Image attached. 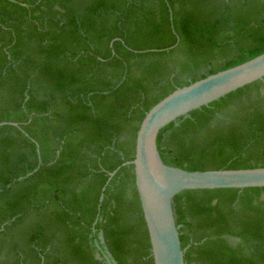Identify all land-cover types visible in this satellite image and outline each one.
Listing matches in <instances>:
<instances>
[{
    "label": "trees",
    "instance_id": "trees-1",
    "mask_svg": "<svg viewBox=\"0 0 264 264\" xmlns=\"http://www.w3.org/2000/svg\"><path fill=\"white\" fill-rule=\"evenodd\" d=\"M262 52L264 0H0V122L19 123L0 126V264H154L124 164L146 112ZM158 145L189 170L264 166V81ZM174 209L186 264H264V187L188 189Z\"/></svg>",
    "mask_w": 264,
    "mask_h": 264
},
{
    "label": "water",
    "instance_id": "water-1",
    "mask_svg": "<svg viewBox=\"0 0 264 264\" xmlns=\"http://www.w3.org/2000/svg\"><path fill=\"white\" fill-rule=\"evenodd\" d=\"M170 14L172 18L171 8ZM258 80L264 81V52L177 87L146 112L137 131L135 157L124 164H134L135 183L154 264H186L181 225L177 223L174 209V198L178 193L188 189L264 187V166L189 170L167 164L158 145L160 131L182 116L190 115L193 110ZM5 124L19 126L15 121L0 122V126ZM105 258L107 262L112 260L118 264L109 252L105 253Z\"/></svg>",
    "mask_w": 264,
    "mask_h": 264
},
{
    "label": "rangeland",
    "instance_id": "rangeland-1",
    "mask_svg": "<svg viewBox=\"0 0 264 264\" xmlns=\"http://www.w3.org/2000/svg\"><path fill=\"white\" fill-rule=\"evenodd\" d=\"M107 264H115L112 260L110 262H107Z\"/></svg>",
    "mask_w": 264,
    "mask_h": 264
}]
</instances>
